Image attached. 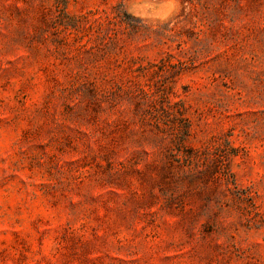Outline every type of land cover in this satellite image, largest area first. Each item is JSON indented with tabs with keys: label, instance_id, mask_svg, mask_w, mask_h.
I'll return each mask as SVG.
<instances>
[{
	"label": "rangeland",
	"instance_id": "1",
	"mask_svg": "<svg viewBox=\"0 0 264 264\" xmlns=\"http://www.w3.org/2000/svg\"><path fill=\"white\" fill-rule=\"evenodd\" d=\"M0 264H264V0H0Z\"/></svg>",
	"mask_w": 264,
	"mask_h": 264
}]
</instances>
